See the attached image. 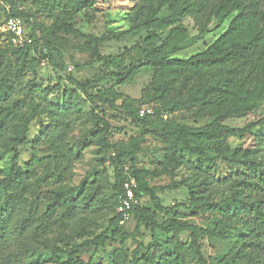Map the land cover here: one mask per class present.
I'll return each instance as SVG.
<instances>
[{"label": "trees", "instance_id": "1", "mask_svg": "<svg viewBox=\"0 0 264 264\" xmlns=\"http://www.w3.org/2000/svg\"><path fill=\"white\" fill-rule=\"evenodd\" d=\"M4 1L13 7L4 22L9 18L20 19L32 44L14 46L8 35L2 34L9 45L7 53H10L5 58L0 56V84L3 88L7 87L3 81L20 82L27 71L33 72L39 66V61H29V56L36 54L39 48L46 53L44 59L47 63L58 73L63 72V56L52 46L51 39L59 33L80 38L94 50L92 62L101 64L103 73L114 79L118 87L131 85L142 68L153 70L151 81L139 99L129 98L115 87L89 95L87 90L95 81L81 84L70 77L66 79L72 88L68 94L79 93L86 99L92 109V119L103 134L108 135L110 127L95 114L99 105L120 111L137 128L155 129L165 147L166 159L174 167L179 165L182 155L195 158L197 171L205 176L216 168V160L243 167L236 178L226 181L230 194L224 200L216 202L211 198L210 190L206 192L205 189L203 193L189 192L188 205L164 207L156 195L164 190L150 186L156 175L135 168L138 139H131L128 145L105 141L104 148L111 154L108 162L114 176V201L108 208L113 213L109 224L114 225V229L111 236H108V229L71 248L50 247L59 257L55 264H92L79 258L81 251L86 247H93L95 252L103 250L112 241L111 237L119 241V247L112 252V264H138L141 261L145 264H207L200 252L199 241L203 237L223 240L229 236L232 237L231 250L218 264H264V170L254 163V150L233 149L230 143L232 140L241 142L252 135L253 129L264 127V118L242 127L224 124L228 118L252 115L264 99V13L255 4L244 6L242 0H223L210 10L204 0H133L134 5H141L127 29L107 31L94 37L82 34L75 23L77 17L91 23L99 0H30L37 5L38 12L45 10V13L52 14L50 26L39 25L35 31L27 29L30 19L14 9L24 0ZM207 12L209 19L217 25L223 26L227 22L226 29L204 51L185 59L174 58L173 55L189 40L184 22L192 19L203 33L205 29L201 20ZM142 30L146 31L144 46L118 56H103L97 51L102 43L119 41ZM8 96L6 90L0 92V98L7 99ZM11 107L16 108L15 105L0 104V138L13 130L15 140L10 169L0 180L3 199L0 207V264H18L8 255L7 248L8 228L14 215L10 196L23 189L27 175L18 163L19 148L28 145L26 136L33 118L43 115L37 105L30 104L32 116L23 117L16 124ZM144 107L151 108L152 115L139 117V111ZM178 116L193 122L207 120L208 123L192 128L180 123ZM153 120H158L162 126L157 128ZM44 145L42 152L45 156L39 161L43 164V171L35 175V183L36 186L49 183L47 188L51 196L46 209L39 214L35 234L48 240L69 229L73 208L66 190L61 188L67 182L72 153L58 145L52 136L46 137ZM127 159L129 166L125 170ZM127 176L135 178V195L140 200V206L131 212V219L135 221L131 233L121 230L123 226L118 224L121 216L117 213ZM143 199L149 200L153 209L144 208ZM180 208L206 221L209 226L201 228L186 223L177 212ZM159 215L169 219L159 223ZM141 226L148 228L153 236L158 234L164 238L160 245L162 249L156 256L144 247L142 241L136 240ZM128 241L135 245L134 249L127 247Z\"/></svg>", "mask_w": 264, "mask_h": 264}, {"label": "rangeland", "instance_id": "2", "mask_svg": "<svg viewBox=\"0 0 264 264\" xmlns=\"http://www.w3.org/2000/svg\"><path fill=\"white\" fill-rule=\"evenodd\" d=\"M221 1L223 0H204V4L210 10ZM242 3L244 6L255 4L259 11L264 13V0H242ZM140 5H134L133 0H99L95 6L93 21L88 23L83 17H77L75 26L82 34L94 37H100L107 31H122L128 28L130 19ZM12 9L13 7L4 0H0V28ZM14 9L16 12H23L25 18L30 19L27 24L30 31H35L39 25L49 27L52 23V14L45 13V10L38 12L37 5L30 0L15 5ZM201 23L205 29L203 33L199 32L200 26L192 19L184 22L189 40L173 55L174 58L185 59L204 51L227 27V22L219 26L209 19L208 12ZM2 34L4 33L0 31V56L5 58L10 53H7L9 45ZM145 37L146 31L142 30L119 41L102 43L97 51L103 56L123 55L137 46H144ZM51 43L63 56V72L54 70L44 59L46 53L39 48L36 54L29 56V61H39V66L33 72L27 71L17 83L3 81L7 84L6 88L0 84V92L6 90L9 93L7 99L0 98L1 106H16L14 109L11 107L14 123L19 124L23 117L32 116L30 104L37 105L43 113L42 116L33 118L28 128V145L19 148L18 163L27 173L24 187L10 196L14 215L8 228L7 248L8 255L15 258L18 264H55L59 257L52 253L50 247L71 248L99 236L108 229V236H111L114 225H110L109 220L113 213L108 208L114 201V176L108 162L111 154L104 148L105 141L123 142L128 145L131 139H138V150L134 155L135 168L156 175L150 181V186L164 190L156 194L164 207L188 205L191 191L203 193L205 189L206 192L210 190L211 198L216 202L229 196L226 181L236 178V175L243 171V167L216 160V168L205 176L197 171L196 159L188 155H182L179 165L174 167L166 159L165 147L155 129L137 128L127 121L120 111L99 105L95 114L103 118L110 127L108 135L103 134L101 127H97L92 119V109L86 99L79 93L68 94L72 88L66 79L70 77L81 84L95 81L87 90L89 95L96 94L98 90L115 87L123 95L139 99L142 90L151 81L153 70L142 68L131 85L118 87L114 79L103 73L101 64L92 62L94 50L85 45V40L59 33L52 37ZM178 118L180 123L192 128H199L208 123L207 120L193 122L182 116ZM261 118H264V99L252 115L228 118L224 124L229 127H242ZM153 121L157 128L162 126L158 120ZM47 136L55 138L58 145L72 153L67 168V182L61 190H66L73 209L68 231L45 240L39 238L35 230L39 214L46 209L51 194L47 188L49 183L36 186L35 175H40L43 171V164L39 161L45 156L42 150ZM259 142L263 144L257 145ZM230 143L233 149L238 147L242 148V151L254 150L253 161L264 170V127L253 129L252 135L241 142L232 140ZM14 144L13 130L0 138V180L10 169ZM128 162L129 159L125 162V170L129 166ZM169 187L172 189L166 190ZM2 201L0 193V207ZM142 203L144 208L153 209L149 200L143 199ZM177 212L188 224L201 228L209 226V223L193 217L191 212L185 209H177ZM167 219L169 218L163 215L157 218L159 223ZM120 228L125 233H131L135 228V221L129 219ZM111 238L112 241L103 250L95 252L93 247H86L81 251L79 258L84 262L91 261L92 264H112V252L119 247V241L115 237ZM135 238L142 241L144 247L154 256L162 249L160 245L164 242L162 236H153L145 226L140 227ZM231 244V236L223 240L203 237L199 241L200 252L207 264H218L230 252ZM127 247L132 250L135 245L128 241ZM138 264L145 263L141 261Z\"/></svg>", "mask_w": 264, "mask_h": 264}, {"label": "built area", "instance_id": "3", "mask_svg": "<svg viewBox=\"0 0 264 264\" xmlns=\"http://www.w3.org/2000/svg\"><path fill=\"white\" fill-rule=\"evenodd\" d=\"M0 31L7 34L9 41L14 46H24L32 44L31 38L27 36L26 27L18 18H9L1 26ZM152 115V109L144 107L139 111V117ZM165 119V117H164ZM137 183L134 177L127 176L122 185V194L119 197L117 213L121 216L119 226H124L131 219V212L140 206V200L135 195Z\"/></svg>", "mask_w": 264, "mask_h": 264}]
</instances>
